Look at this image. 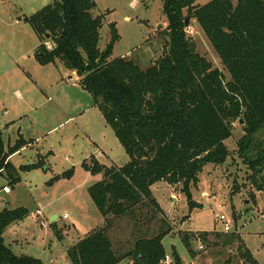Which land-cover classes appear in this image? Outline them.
<instances>
[{
	"label": "trees",
	"instance_id": "1",
	"mask_svg": "<svg viewBox=\"0 0 264 264\" xmlns=\"http://www.w3.org/2000/svg\"><path fill=\"white\" fill-rule=\"evenodd\" d=\"M197 2L161 0L168 41L161 56L144 70L131 59L111 58L119 38L114 25L110 26V43L102 51L98 48L102 19L93 16V0H58L24 18L40 42L53 46L51 50L39 46L38 64L58 61L76 74L128 157L123 166L107 167L93 156L89 163H82L86 171L102 175L88 194L104 223L67 249L71 264L125 260L163 264L162 239L172 229L151 187L158 182L180 186L191 213L196 203L190 188L197 185L206 165L224 164L230 155L225 141L235 121H243L237 157L249 174V197L253 202L255 192L264 193V0H211L202 6ZM186 17L196 21L229 81L196 52L186 35ZM25 145L19 135L12 146L5 147L0 132V176L13 183L20 179L8 159ZM45 164L40 160L18 170L30 172ZM26 215L24 208L0 210V264H41L14 255L4 245V230ZM119 221L132 225V243L118 242L114 249L110 234ZM178 238L192 260L198 256L193 244L199 242L207 247L235 246L241 264H258L235 232L179 233ZM171 251L173 264H182L176 251Z\"/></svg>",
	"mask_w": 264,
	"mask_h": 264
},
{
	"label": "rangeland",
	"instance_id": "2",
	"mask_svg": "<svg viewBox=\"0 0 264 264\" xmlns=\"http://www.w3.org/2000/svg\"><path fill=\"white\" fill-rule=\"evenodd\" d=\"M55 1L58 0H0V132L5 147L12 146L19 135L26 144L9 159L20 182L13 183L0 176V210L27 211L22 220L3 233L4 245L14 255L31 257L41 264H71L67 249L104 223L88 194V189L101 181L102 175L91 174L82 163H89L93 156L101 165L121 166L120 163L128 162V157L76 77L60 62L45 68L35 59L41 44L47 50L53 46L49 41L40 42L24 18ZM93 1V16L102 19L98 44L101 51L110 43V26L114 25L119 38L113 46L112 59H131L144 70L161 56L168 41L161 0ZM209 1L198 0L197 5ZM186 35L196 52L229 81L195 20H189ZM243 134L239 121L233 122L231 137L225 141L230 155L220 166L209 164L203 168L197 185L190 188L196 203L190 214L180 186L158 182L151 187L172 229L162 239L166 253L163 264H173L172 249L182 264H223L227 260L230 264H241L235 246L207 247L199 242L193 244L198 256L192 260L178 238L179 233L197 236L203 232L224 233L223 223L229 225L225 235L237 233L256 262L264 264V193L255 192L253 202L249 197L252 191L247 183L249 174L237 157V142ZM40 160H45L49 170L46 167L30 172L18 170ZM70 171L68 178L63 177ZM4 187L9 188V194L2 192ZM53 215L58 218L50 223ZM220 216L225 221L217 220ZM132 235L130 223H115L110 234L113 248L119 247L118 242L132 243Z\"/></svg>",
	"mask_w": 264,
	"mask_h": 264
},
{
	"label": "built area",
	"instance_id": "3",
	"mask_svg": "<svg viewBox=\"0 0 264 264\" xmlns=\"http://www.w3.org/2000/svg\"><path fill=\"white\" fill-rule=\"evenodd\" d=\"M2 192H3L4 194H8V193H10V190H9L8 187H4V188L2 189ZM36 214L39 215L40 212L37 211ZM64 218H66V216H64ZM217 220H219L220 222L225 221V219H224L222 216H220L219 218H217ZM223 226H224V230H225V232H228V231H229V225H228V223H223ZM200 248H201V247H200Z\"/></svg>",
	"mask_w": 264,
	"mask_h": 264
},
{
	"label": "water",
	"instance_id": "4",
	"mask_svg": "<svg viewBox=\"0 0 264 264\" xmlns=\"http://www.w3.org/2000/svg\"><path fill=\"white\" fill-rule=\"evenodd\" d=\"M189 18H186L185 19V21H184V26H185V28H187L188 26H189ZM47 39H48V36L46 37ZM239 124H243V121L242 120H240L239 121ZM121 164V166H123L124 165V163H120ZM58 217L56 216V215H53V216H51V218H50V223H52L54 220H56Z\"/></svg>",
	"mask_w": 264,
	"mask_h": 264
},
{
	"label": "crops",
	"instance_id": "5",
	"mask_svg": "<svg viewBox=\"0 0 264 264\" xmlns=\"http://www.w3.org/2000/svg\"><path fill=\"white\" fill-rule=\"evenodd\" d=\"M58 61H56L54 64H49V65H47V66H53V67H55L56 66V63H57ZM47 66H45V68L47 67ZM69 73L72 75V76H74V77H76V80H77V83H78V78H77V76H76V74L74 73V72H70L69 71ZM74 74V75H73ZM50 112V117L52 118L53 117V114H52V112L51 111H49ZM25 147H23L22 149H24ZM21 149V150H22ZM20 151V150H19ZM18 151V152H19ZM17 152V153H18ZM16 154V153H15ZM14 155V154H13ZM11 157V156H10ZM10 157H9V159H10ZM9 159H8V161H9ZM9 163H10V161H9ZM9 194V193H8ZM205 194H203V196H204ZM207 197V196H206ZM208 198V197H207ZM188 208V207H187ZM190 214V213H189ZM222 232V231H221ZM225 233V232H224Z\"/></svg>",
	"mask_w": 264,
	"mask_h": 264
}]
</instances>
